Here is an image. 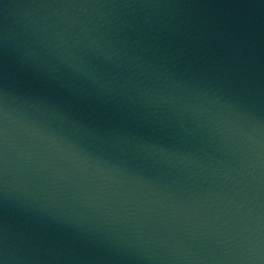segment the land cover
<instances>
[{"label": "water", "instance_id": "water-1", "mask_svg": "<svg viewBox=\"0 0 264 264\" xmlns=\"http://www.w3.org/2000/svg\"><path fill=\"white\" fill-rule=\"evenodd\" d=\"M0 264H264V0H0Z\"/></svg>", "mask_w": 264, "mask_h": 264}]
</instances>
